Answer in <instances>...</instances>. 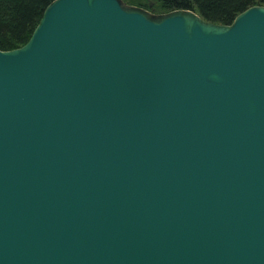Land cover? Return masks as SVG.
I'll return each mask as SVG.
<instances>
[{"label":"water","instance_id":"obj_1","mask_svg":"<svg viewBox=\"0 0 264 264\" xmlns=\"http://www.w3.org/2000/svg\"><path fill=\"white\" fill-rule=\"evenodd\" d=\"M0 264H264V7L55 0L0 50Z\"/></svg>","mask_w":264,"mask_h":264},{"label":"trees","instance_id":"obj_2","mask_svg":"<svg viewBox=\"0 0 264 264\" xmlns=\"http://www.w3.org/2000/svg\"><path fill=\"white\" fill-rule=\"evenodd\" d=\"M55 0H0V50L13 51L26 45L47 7ZM153 13L189 10L205 21L232 25L246 10L262 6L264 0H124Z\"/></svg>","mask_w":264,"mask_h":264},{"label":"rangeland","instance_id":"obj_3","mask_svg":"<svg viewBox=\"0 0 264 264\" xmlns=\"http://www.w3.org/2000/svg\"><path fill=\"white\" fill-rule=\"evenodd\" d=\"M148 11H150V12H151V10H148ZM155 14H158V12H157V13L155 12Z\"/></svg>","mask_w":264,"mask_h":264}]
</instances>
